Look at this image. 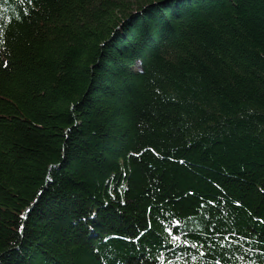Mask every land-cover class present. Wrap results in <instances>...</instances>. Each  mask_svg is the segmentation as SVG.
I'll use <instances>...</instances> for the list:
<instances>
[{
    "label": "trees",
    "instance_id": "trees-1",
    "mask_svg": "<svg viewBox=\"0 0 264 264\" xmlns=\"http://www.w3.org/2000/svg\"><path fill=\"white\" fill-rule=\"evenodd\" d=\"M0 264H264V0H0Z\"/></svg>",
    "mask_w": 264,
    "mask_h": 264
}]
</instances>
